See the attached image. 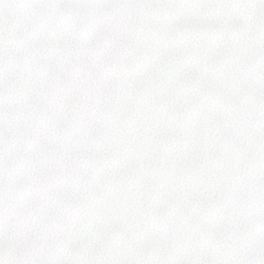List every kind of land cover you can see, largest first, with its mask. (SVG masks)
<instances>
[{"label": "water", "instance_id": "1", "mask_svg": "<svg viewBox=\"0 0 264 264\" xmlns=\"http://www.w3.org/2000/svg\"><path fill=\"white\" fill-rule=\"evenodd\" d=\"M0 264H264V0H0Z\"/></svg>", "mask_w": 264, "mask_h": 264}]
</instances>
